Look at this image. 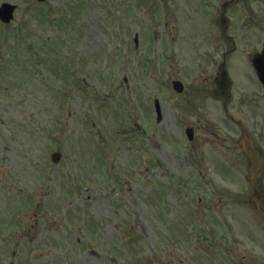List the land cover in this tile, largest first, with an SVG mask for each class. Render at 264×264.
I'll use <instances>...</instances> for the list:
<instances>
[{
    "label": "rangeland",
    "instance_id": "374dc122",
    "mask_svg": "<svg viewBox=\"0 0 264 264\" xmlns=\"http://www.w3.org/2000/svg\"><path fill=\"white\" fill-rule=\"evenodd\" d=\"M4 1L18 8L9 24L0 20V264L264 262V224L238 194L243 169L220 153L230 154L235 127L220 125L202 79L225 45L213 28L216 53H207L210 30L197 38L199 53L177 54L186 33L172 39L178 27L170 29L199 28L206 16L207 32L220 0ZM243 1L237 30L264 8ZM259 25L248 34L255 45ZM173 77L186 82L182 93ZM236 91L250 90L240 83ZM200 122L228 144L199 146L204 169L220 165L212 191L187 164L196 152L185 128ZM233 237L241 252L231 262L216 246Z\"/></svg>",
    "mask_w": 264,
    "mask_h": 264
},
{
    "label": "flooded vegetation",
    "instance_id": "af4514ba",
    "mask_svg": "<svg viewBox=\"0 0 264 264\" xmlns=\"http://www.w3.org/2000/svg\"><path fill=\"white\" fill-rule=\"evenodd\" d=\"M262 2V5L264 4V0H260ZM244 12H246L245 7H242ZM236 10L234 11L233 18L234 21H231L230 24V32L232 33V36L234 37L235 43H240L242 39H247L249 43L252 45H249L247 47H244L242 45L236 46L234 43L233 48L230 49L234 50L232 53L236 54V62L233 65V71L236 75V78L243 79L246 82H249L250 89H254L253 93L246 94L245 98H239V95L236 97L233 96L232 102L230 103V112H229V120L234 125L235 131L233 133V137H231L232 140L235 141V147H237L238 142L242 139V129L239 123H241L248 131V137H246V143L252 144L256 148H258L261 152L262 157L264 158V94H263V85L260 82L258 75L256 73L255 67L253 65V59L258 52H260L264 47V8L262 10L261 15H253L251 14V18L247 19L245 17V26L243 30H237V22H235L236 17ZM254 20V21H253ZM259 25L261 27V30L263 32V38L260 40L258 45L254 44V40L252 41V37H250L248 34H251L253 31V28L256 25ZM247 27V29H246ZM253 35V34H252ZM245 36V37H244ZM254 37V36H253ZM246 48V50H244ZM233 54V55H234ZM234 59V61H235ZM243 59V62L241 60ZM233 61V63H234ZM241 65H244L242 68ZM240 67V68H239ZM232 71V73H233ZM196 131V137H198V140L201 142H204L205 140H210L208 143L214 144L215 140H211L210 135H208V130L205 125H203L200 128H197ZM214 133V132H213ZM215 134V133H214ZM233 148L234 155H232L231 160L235 163L241 166L242 175L244 177L243 185L245 184V187L242 191H240L238 194L241 195L244 200L248 199V203L250 204L252 196L254 192L257 190V192L263 193V206H264V172L259 176L257 179L255 185H253L248 180V171H250L249 161L246 158V156L243 154V152L238 148V152L236 148ZM202 160V159H200ZM206 160L207 159H203ZM200 162V161H199ZM218 163V162H217ZM200 164V163H199ZM234 167V166H233ZM220 168V165L215 167L213 166L214 170H217ZM245 170V171H244ZM199 173L197 176H201L202 178L200 180L203 181V183H206L209 185V190H213L212 187L214 180H213V174L211 173H204V170L202 168L198 169ZM234 178V175H233ZM235 181V178L232 182ZM187 182V181H186ZM187 184V183H186ZM187 186V185H186ZM224 193H230L231 188L227 186H223ZM213 195V194H212ZM204 198L201 196L200 200H203ZM264 224V222H262Z\"/></svg>",
    "mask_w": 264,
    "mask_h": 264
},
{
    "label": "water",
    "instance_id": "95a60500",
    "mask_svg": "<svg viewBox=\"0 0 264 264\" xmlns=\"http://www.w3.org/2000/svg\"><path fill=\"white\" fill-rule=\"evenodd\" d=\"M14 9H15V5L10 4V3H3V5L0 7V17L4 21H10L13 18ZM216 93L218 94L219 92L217 91ZM245 149L247 153L249 154L248 148H245ZM262 213L264 214L263 210H262Z\"/></svg>",
    "mask_w": 264,
    "mask_h": 264
}]
</instances>
